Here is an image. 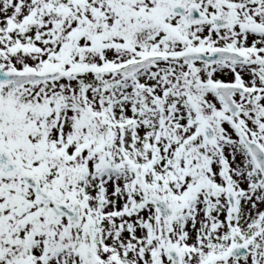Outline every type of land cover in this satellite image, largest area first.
<instances>
[{"label": "snow or ice", "instance_id": "snow-or-ice-1", "mask_svg": "<svg viewBox=\"0 0 264 264\" xmlns=\"http://www.w3.org/2000/svg\"><path fill=\"white\" fill-rule=\"evenodd\" d=\"M0 264H264V0H0Z\"/></svg>", "mask_w": 264, "mask_h": 264}]
</instances>
